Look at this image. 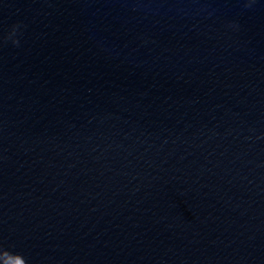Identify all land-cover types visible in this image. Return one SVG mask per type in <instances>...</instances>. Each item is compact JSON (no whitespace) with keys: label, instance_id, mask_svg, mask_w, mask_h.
I'll return each instance as SVG.
<instances>
[{"label":"water","instance_id":"1","mask_svg":"<svg viewBox=\"0 0 264 264\" xmlns=\"http://www.w3.org/2000/svg\"><path fill=\"white\" fill-rule=\"evenodd\" d=\"M6 250L264 264V0H0Z\"/></svg>","mask_w":264,"mask_h":264},{"label":"clouds","instance_id":"2","mask_svg":"<svg viewBox=\"0 0 264 264\" xmlns=\"http://www.w3.org/2000/svg\"><path fill=\"white\" fill-rule=\"evenodd\" d=\"M13 32L15 31V26H13V30H12ZM9 35H11V33L9 34ZM7 251V250H6ZM10 255H12V256H14V257H19L20 258V260H21V264H26V260H25V258L23 257V255L22 254H19V253H10L9 251H7Z\"/></svg>","mask_w":264,"mask_h":264}]
</instances>
